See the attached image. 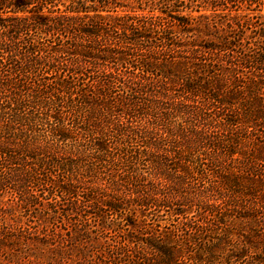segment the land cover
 <instances>
[{
	"label": "trees",
	"instance_id": "obj_1",
	"mask_svg": "<svg viewBox=\"0 0 264 264\" xmlns=\"http://www.w3.org/2000/svg\"><path fill=\"white\" fill-rule=\"evenodd\" d=\"M0 194L1 243L264 264V0H0Z\"/></svg>",
	"mask_w": 264,
	"mask_h": 264
},
{
	"label": "rangeland",
	"instance_id": "obj_2",
	"mask_svg": "<svg viewBox=\"0 0 264 264\" xmlns=\"http://www.w3.org/2000/svg\"><path fill=\"white\" fill-rule=\"evenodd\" d=\"M154 2H157V0H154ZM144 7L146 10H151L153 7L159 9L162 5L159 3L157 6H153L151 1V5L150 2H145ZM8 199L9 197L7 194H0V207H4L5 209ZM19 215L18 213L19 222L24 226L22 221L23 217ZM62 220L63 224H60L61 221L59 219L55 222V224L60 227L54 233H52L55 228L54 225L49 224L46 227L45 234L48 236L46 238L43 237L44 231L38 229L40 230L38 232V230L33 227L32 230L34 235L32 241L30 240L29 243L26 241H22L21 244L12 241H7L5 243L0 242V264H96L94 261L91 263L87 262L85 260V255L80 254L83 245L80 244V237L77 235L80 227L75 229L73 226L76 222L75 219L72 218L68 221L63 216ZM165 223L169 224L168 222H161L162 226ZM95 234L96 233L92 231L91 236L94 237ZM7 243L10 245L8 246ZM87 244H89L87 248L92 249L89 253V256H91L90 258H95V256H97L95 251H100L103 248L104 240L92 239Z\"/></svg>",
	"mask_w": 264,
	"mask_h": 264
}]
</instances>
